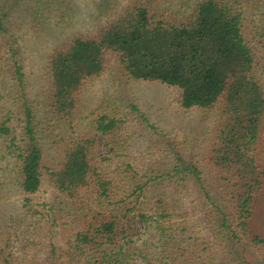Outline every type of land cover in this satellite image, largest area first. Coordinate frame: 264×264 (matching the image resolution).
<instances>
[{
    "label": "trees",
    "instance_id": "1",
    "mask_svg": "<svg viewBox=\"0 0 264 264\" xmlns=\"http://www.w3.org/2000/svg\"><path fill=\"white\" fill-rule=\"evenodd\" d=\"M179 1L136 0L96 34L77 36L56 49L49 59L51 80L45 108L58 121L73 122L81 88L106 74L112 60L125 78L178 89L186 110L219 105L206 163L227 185V209L219 208L218 213L222 229L229 231L227 238L243 256L248 245L264 248V237L249 231L264 186V85L245 38L238 0H202L191 11L180 13L161 9L163 2ZM6 17L4 12L0 18L3 35L8 34ZM12 38L6 42L12 64L1 75L10 73L18 88L15 106L20 126L12 128V119L4 122L0 139L6 140L9 150L14 149L22 193L37 194L48 176L60 197L73 204L69 215L74 212L80 230L65 247L54 241L31 247L27 240L16 255L8 246L0 253V264H181L174 235L167 234L163 224L156 222L155 227L161 241L159 254L147 242L139 245L135 237L141 225L152 227L153 203L160 211L156 220L170 219L171 210L176 211L174 199L168 202L160 193L151 195L150 188L161 183L165 185L162 194L176 195L195 180L205 191L200 167L185 159L180 146L172 143L164 152L165 160L152 163L150 169L130 161L122 134L127 121L118 107L104 104L95 115L93 130H86L67 148L60 166L49 170L37 120L39 107L28 97L21 46ZM5 60L0 54V61ZM100 134L109 154L120 160L101 155V161L94 154ZM107 162L119 163L115 175L102 165ZM26 201V213L35 214L31 201Z\"/></svg>",
    "mask_w": 264,
    "mask_h": 264
},
{
    "label": "rangeland",
    "instance_id": "2",
    "mask_svg": "<svg viewBox=\"0 0 264 264\" xmlns=\"http://www.w3.org/2000/svg\"><path fill=\"white\" fill-rule=\"evenodd\" d=\"M200 1L180 0L166 5L163 2L161 9H168L170 13L187 12ZM238 2L244 19L245 38L256 58L257 76L264 85V2ZM135 3L136 0H0V18L5 12L4 24L8 33H0V54L7 59L0 61V125L12 119L9 124L12 128L18 130L20 126L15 106L18 88L10 73L1 75V70L5 72L12 64L10 46L6 42H11L13 36L21 46L28 97L39 107L37 120L49 170H56L63 162L67 148L84 136L86 130H93L96 117L93 113H98L100 106L118 107L121 118L127 121L122 134L130 161H137L142 164L141 168L150 169L152 163L165 160L164 152L172 143L180 146L179 151L185 159L200 167L206 189L203 191L194 180L183 192L166 196L162 194L165 185L152 186L150 194L159 196L160 193L168 202L174 199L176 211L171 210L173 216L170 219L156 220L160 211L153 203L149 212L155 215L152 227L147 229L141 225L135 241L141 246L147 242L153 252L161 253V241L155 229L156 222H159L167 234L171 231L174 235L181 264H246L245 260L251 264H264V248L248 245L242 256L236 244L227 238L229 231L222 229L218 209H227V185L206 163L220 116L219 105L213 109L186 110L181 105L178 89L159 82L125 78L112 60L106 74L81 88L73 122H60L45 108L50 90L51 54L72 38L96 34ZM8 145L6 140L0 139V253L9 246L17 255L27 240H31L28 242L31 247L33 243L39 245L50 241L65 247L74 241L80 230L79 223L74 222V212L69 215L73 204L60 197L48 176L37 194L25 196L19 185V162L14 149L9 150ZM109 153L100 134L94 154L101 161L104 158L101 155L120 160ZM118 164L107 162L102 165L107 166L109 174L115 175ZM26 199L31 201L29 205L35 214L26 213ZM249 231L252 235L264 237V186Z\"/></svg>",
    "mask_w": 264,
    "mask_h": 264
},
{
    "label": "crops",
    "instance_id": "3",
    "mask_svg": "<svg viewBox=\"0 0 264 264\" xmlns=\"http://www.w3.org/2000/svg\"><path fill=\"white\" fill-rule=\"evenodd\" d=\"M162 84V83H161ZM96 113V112H95ZM95 113H93L94 115H96Z\"/></svg>",
    "mask_w": 264,
    "mask_h": 264
}]
</instances>
